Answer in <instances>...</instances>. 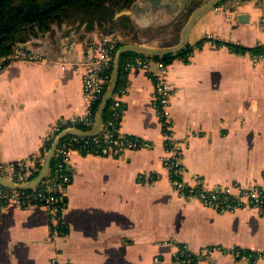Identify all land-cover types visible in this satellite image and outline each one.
Instances as JSON below:
<instances>
[{
    "label": "crops",
    "instance_id": "0c3cea01",
    "mask_svg": "<svg viewBox=\"0 0 264 264\" xmlns=\"http://www.w3.org/2000/svg\"><path fill=\"white\" fill-rule=\"evenodd\" d=\"M194 2L135 0L126 11L143 25L163 26ZM152 3L168 7L149 18L146 6ZM73 24L64 23L51 39L45 34L29 45L47 61L18 60L0 71V165L23 161L33 167L52 127L85 113L84 68H65L63 61L80 62L105 30ZM119 30L115 26L112 33L124 43L156 46L179 39L173 33L133 37ZM211 38L248 48L264 43L263 0L218 4L190 31L189 44L204 40L201 46L188 61L167 64L168 119L185 142L184 178L191 182L200 175L208 187L256 183L264 188V59L225 44L213 46ZM121 84H128L121 99V131L153 146L126 150L121 157L74 153L62 232H53L44 206L2 205L0 264H51L54 258L58 264H152L156 255L170 260L183 245L195 252L214 246L228 251H212L198 264H264V212H219L175 191L163 163L164 127L151 101L153 80L135 68L125 72ZM232 249L258 255L250 261Z\"/></svg>",
    "mask_w": 264,
    "mask_h": 264
},
{
    "label": "built area",
    "instance_id": "2783aa9c",
    "mask_svg": "<svg viewBox=\"0 0 264 264\" xmlns=\"http://www.w3.org/2000/svg\"><path fill=\"white\" fill-rule=\"evenodd\" d=\"M119 43L120 39L116 34H103L89 44L87 53L80 62L63 61L65 68L68 66L74 67L75 65L84 68L83 95L86 102V111L83 115L61 119L52 127L46 141H50L52 144L55 138L66 130L90 131L93 128L95 115H92L91 105L96 101L100 103L106 92ZM209 43L213 46L220 45L212 38L209 39ZM253 57L255 60H262L264 59V53L253 54ZM18 60L36 62L47 61L48 58L34 48L18 45L6 55L0 56V71L6 65ZM153 64L156 65L155 69H153ZM135 68L143 69L154 82L151 101L164 127L166 152L163 163L174 190L186 198L196 199L203 205L219 212L237 211L242 208H255L264 212V188L256 183L248 185L234 184L228 187H208L206 180L200 175H194L191 182L185 180L183 163L185 142L174 135L168 119L167 109L170 105L172 92L171 84L167 79V64L161 60H155L153 57L135 56L127 58L124 63L125 72ZM127 90L128 84L116 87L105 109V112L108 111V117L103 118L100 130L95 135L68 134L59 141L52 160H56L55 171L58 177L61 178L60 182H55L52 178L47 179L48 173L39 186L32 188V194H24V190L0 186V207L9 203H15L19 207L44 206L50 213L53 232H62V213L66 204L65 187L71 178L68 165L74 153L121 157L126 150L153 146V143L145 138L131 133H124L120 129L121 99L127 93ZM79 124L84 125L85 129L79 128ZM17 166L22 167L26 164L23 161H17L9 166L0 165V175L14 182L28 181L24 179V174L16 171ZM138 178L140 180L142 175H139ZM41 185L43 187L39 189L38 187ZM215 250L228 252L220 246L204 247L195 252L191 251L187 245H183L172 253L170 260L161 255H156L153 257L152 264H198L200 260L210 258L212 251ZM231 252L237 257H246L250 261L256 259L258 255L254 251L246 252L241 249H232ZM51 264H58V262L54 258Z\"/></svg>",
    "mask_w": 264,
    "mask_h": 264
},
{
    "label": "trees",
    "instance_id": "16d2710c",
    "mask_svg": "<svg viewBox=\"0 0 264 264\" xmlns=\"http://www.w3.org/2000/svg\"><path fill=\"white\" fill-rule=\"evenodd\" d=\"M135 0H0V56L9 53L15 46L27 43L32 37L41 32L52 29V25L57 23L59 26L64 23H91L96 24L105 30V34L112 33L116 26L117 15L120 11L129 9ZM198 3L189 5L184 11L180 12L175 21L168 25H163L157 33L168 36L173 33L178 37L181 28L185 24L191 11ZM119 11V12H118ZM118 12V13H117ZM109 26V27H108ZM178 38L172 41H162L161 46L173 45ZM204 40H200L193 46L188 45L181 51L168 54L161 57H153L155 60H161L165 64H170L174 59L180 58L188 61L195 47H200ZM219 44H225L236 52L251 51L254 53H264V43L248 48L240 44L218 41ZM124 42L118 44V47ZM139 56L133 53H125L121 58L120 73L117 88L122 84V77L125 74L124 63L127 58ZM150 58L148 56H141ZM99 102L91 105L92 115H95ZM108 117V111L104 113V119ZM79 128L85 129L84 125L79 124ZM50 141H45L41 154L36 157L33 167H16V171L28 175L25 180H31L36 177L41 169L42 160L45 152L50 148ZM56 160H52L51 168L47 179L52 178L55 182H60L56 171ZM17 179V178H16ZM44 185V184H43ZM41 185L39 189L43 187ZM33 190H24V194H32ZM65 226L62 225V230ZM65 230V229H64ZM248 252V251H246Z\"/></svg>",
    "mask_w": 264,
    "mask_h": 264
},
{
    "label": "water",
    "instance_id": "95a60500",
    "mask_svg": "<svg viewBox=\"0 0 264 264\" xmlns=\"http://www.w3.org/2000/svg\"><path fill=\"white\" fill-rule=\"evenodd\" d=\"M224 1L226 0H205L203 3L195 7L191 11L190 15L188 16L185 24L181 28L178 41L173 45L154 46V45H147V44H140V43H124L123 45H121L115 54L114 64L112 68L111 79H110L109 85L95 113V123H94L93 128L90 131L70 129V130H66L60 133L55 138V140L51 144V147L44 155L43 160H42L41 169L36 177L32 178L31 180L19 183V182H14L0 175V186L8 187V188L16 189V190H29V189L39 186L42 183V181L46 178V176L48 175L50 171L51 162L54 157L57 144L65 135L79 134V135H84V136H92V135H95L100 130V126L103 121L105 109L109 101L111 100L115 92V89L117 87V84H118L121 58L123 54L133 53L139 56H148V57L155 58V57H161V56H165L168 54H173L178 51H181L183 48H185L188 45L190 31L192 27L196 24V22L201 17H203L206 13H208L214 7H216L218 4ZM263 3H264V0H263ZM243 16L245 17L246 15H241L240 19H242Z\"/></svg>",
    "mask_w": 264,
    "mask_h": 264
},
{
    "label": "rangeland",
    "instance_id": "374dc122",
    "mask_svg": "<svg viewBox=\"0 0 264 264\" xmlns=\"http://www.w3.org/2000/svg\"><path fill=\"white\" fill-rule=\"evenodd\" d=\"M200 2H203V1H199V3H198V0H196V3L200 4ZM190 5H192V4L190 3ZM167 7H168L167 3H163V4L162 3H159V4H155V3L153 4L152 3L151 6H150V4H148L146 6V9L148 12H150L149 18L155 19V17L159 15L158 14L159 11L165 10ZM117 19L118 20L116 22V26H118V29H120L119 31L121 32V34L123 33L126 36L131 35L134 37V36L138 35V36L150 37V36L156 34L157 31L159 30V28L162 26V25L161 26L158 25L157 23L155 25H153V24L143 25L142 22H139V21L136 22L135 18H133V16H132V14H129L126 10L120 11L119 14L117 15ZM85 23H87V22H85ZM87 24L92 25L91 23H87ZM95 24H96V21L94 22V25ZM74 25L75 24L72 23V27H75ZM165 25H168V24H165ZM52 26L53 27L51 30H48L46 32H41L37 36L32 37L27 43L21 44V45L29 46V45L33 44L34 42H36L38 39L40 40V39L44 38L43 35H45V34H46V36H45L46 40L51 39L52 34H53L52 32L57 33L56 32L57 29H60V28H58L59 25L57 23L53 24ZM54 29H55V31H53ZM108 34H111V33H108ZM33 46H35V45L33 44Z\"/></svg>",
    "mask_w": 264,
    "mask_h": 264
}]
</instances>
